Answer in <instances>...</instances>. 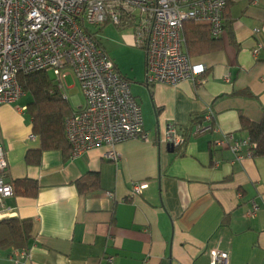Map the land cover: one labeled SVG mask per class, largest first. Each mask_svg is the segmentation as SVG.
Segmentation results:
<instances>
[{
  "label": "crops",
  "instance_id": "0c3cea01",
  "mask_svg": "<svg viewBox=\"0 0 264 264\" xmlns=\"http://www.w3.org/2000/svg\"><path fill=\"white\" fill-rule=\"evenodd\" d=\"M225 11L222 47L191 57L206 68L196 79L178 86L149 83L146 51L135 79L114 62L132 82L149 136L117 145V162L106 158L110 147L103 146L76 157L45 150L39 165L30 164L28 152L41 147L28 111L31 95L0 104L6 180L13 187L17 179L37 183L34 195L14 187L0 201V222H32L27 246L17 248L27 250L19 264H213L214 250L228 252L227 264H264V156L248 155V145L241 158L230 147L213 145L230 133L249 138L241 116L262 118L264 0H227ZM123 35L127 48L138 47L134 31ZM69 77L74 83L67 86L75 88L78 82L73 74L67 82ZM84 103L83 93L82 99L76 94L71 106ZM210 111L213 129L192 132L182 146L169 149L167 125L189 133L192 118ZM91 174H98L99 186L82 189L79 182ZM143 182L147 186L134 193V185ZM13 248L0 247V264H15Z\"/></svg>",
  "mask_w": 264,
  "mask_h": 264
},
{
  "label": "built area",
  "instance_id": "2783aa9c",
  "mask_svg": "<svg viewBox=\"0 0 264 264\" xmlns=\"http://www.w3.org/2000/svg\"><path fill=\"white\" fill-rule=\"evenodd\" d=\"M226 7L227 0H0V104L15 103L26 94L19 75L42 70L53 74L57 89L69 100L67 77L73 74L85 103L65 119L71 156L109 146L105 156L117 162V145L149 136L132 82L117 71L92 26L113 23L120 29L132 28L135 44L146 51L147 81L178 86L206 69L194 63L184 48V24L206 23L211 35L220 38L225 33ZM258 53L256 48L254 54ZM204 119L207 124H196L193 134L213 129V113H206ZM165 140L176 148L186 137L171 123ZM213 145L230 147L240 158L242 146L254 147L249 138H235L233 133ZM7 169L0 140V201L14 194L5 177ZM146 186L135 184L133 191L141 193ZM257 209L254 203L249 214ZM26 253V248H13L10 258L19 264L18 256ZM228 259L227 251H212L213 264H227Z\"/></svg>",
  "mask_w": 264,
  "mask_h": 264
},
{
  "label": "trees",
  "instance_id": "16d2710c",
  "mask_svg": "<svg viewBox=\"0 0 264 264\" xmlns=\"http://www.w3.org/2000/svg\"><path fill=\"white\" fill-rule=\"evenodd\" d=\"M226 12V11H225ZM226 29V25H225ZM184 48L195 57L207 52L219 50L222 47V39L213 37L208 24L187 21L184 24ZM19 81L26 93L31 95L28 111L32 117L33 133L41 140V147L30 150L27 161L33 165H39L41 156L45 150H62L67 156L71 155V147L65 135V119L73 111L69 100L57 89L55 78L50 71L42 70L30 74L19 75ZM241 93L250 94L248 90ZM205 114L192 118L189 133H183L186 142L193 132L194 125L201 123ZM241 129L248 132L249 139L254 147L252 156H264V109L260 121H253L241 116ZM180 131V130H179ZM92 179L83 178L79 183L82 189H91L99 186L98 174H91ZM16 191L25 195L35 193L37 183L29 178L15 181ZM15 192V189H14ZM32 231L31 220L8 219L0 222V247L20 248L27 246Z\"/></svg>",
  "mask_w": 264,
  "mask_h": 264
},
{
  "label": "rangeland",
  "instance_id": "374dc122",
  "mask_svg": "<svg viewBox=\"0 0 264 264\" xmlns=\"http://www.w3.org/2000/svg\"><path fill=\"white\" fill-rule=\"evenodd\" d=\"M92 29L97 35V38L104 45L112 60L117 63L121 69L128 72L130 78L135 79V74L142 70L145 50L135 46H133V48H127L123 35V32L130 33L134 30L132 28H125L121 31V29L119 30V27L113 23L107 24L103 28L101 26H92ZM73 83V79L69 77L67 85ZM66 94L72 104L74 95L78 94L79 98L82 99V93L78 83L75 88H66Z\"/></svg>",
  "mask_w": 264,
  "mask_h": 264
},
{
  "label": "water",
  "instance_id": "95a60500",
  "mask_svg": "<svg viewBox=\"0 0 264 264\" xmlns=\"http://www.w3.org/2000/svg\"><path fill=\"white\" fill-rule=\"evenodd\" d=\"M169 149H170L171 151H174V150H175V147L169 145Z\"/></svg>",
  "mask_w": 264,
  "mask_h": 264
}]
</instances>
